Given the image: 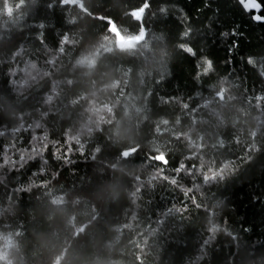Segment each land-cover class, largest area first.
I'll use <instances>...</instances> for the list:
<instances>
[{
    "label": "trees",
    "instance_id": "trees-1",
    "mask_svg": "<svg viewBox=\"0 0 264 264\" xmlns=\"http://www.w3.org/2000/svg\"><path fill=\"white\" fill-rule=\"evenodd\" d=\"M254 1L0 0V264H264Z\"/></svg>",
    "mask_w": 264,
    "mask_h": 264
},
{
    "label": "snow or ice",
    "instance_id": "snow-or-ice-1",
    "mask_svg": "<svg viewBox=\"0 0 264 264\" xmlns=\"http://www.w3.org/2000/svg\"><path fill=\"white\" fill-rule=\"evenodd\" d=\"M60 2L64 3L65 0H60ZM257 2L259 3L260 0H257ZM147 6H148L147 3H145L144 7L146 8ZM49 7H54V5L50 3ZM249 11H251L253 13L252 19H257V17H264V15L260 14L262 11H264V4H261L259 9H252V10H249ZM258 22H264V19H261ZM41 26H43V25H41ZM110 30H111V28H110ZM232 34L235 35V30H233ZM138 38H140V37H137L136 39H138ZM236 46L238 47V45H236ZM188 50L191 52L190 48ZM229 51L231 52V49H229ZM208 63H209V65H211V60H209Z\"/></svg>",
    "mask_w": 264,
    "mask_h": 264
},
{
    "label": "water",
    "instance_id": "water-1",
    "mask_svg": "<svg viewBox=\"0 0 264 264\" xmlns=\"http://www.w3.org/2000/svg\"><path fill=\"white\" fill-rule=\"evenodd\" d=\"M248 1H251V2L254 4V6H256L254 0H244V1H243V4H246ZM218 96H219L220 100H222V96H221L220 94H219Z\"/></svg>",
    "mask_w": 264,
    "mask_h": 264
},
{
    "label": "clouds",
    "instance_id": "clouds-1",
    "mask_svg": "<svg viewBox=\"0 0 264 264\" xmlns=\"http://www.w3.org/2000/svg\"><path fill=\"white\" fill-rule=\"evenodd\" d=\"M142 38H143V35H141L140 38H138V39H142Z\"/></svg>",
    "mask_w": 264,
    "mask_h": 264
},
{
    "label": "rangeland",
    "instance_id": "rangeland-1",
    "mask_svg": "<svg viewBox=\"0 0 264 264\" xmlns=\"http://www.w3.org/2000/svg\"><path fill=\"white\" fill-rule=\"evenodd\" d=\"M244 1V0H243ZM248 4H250V2H247Z\"/></svg>",
    "mask_w": 264,
    "mask_h": 264
}]
</instances>
